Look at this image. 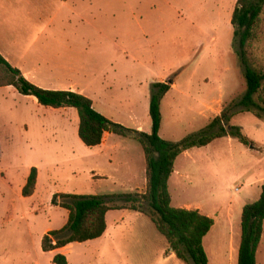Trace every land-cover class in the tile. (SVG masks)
Wrapping results in <instances>:
<instances>
[{
	"label": "rangeland",
	"instance_id": "374dc122",
	"mask_svg": "<svg viewBox=\"0 0 264 264\" xmlns=\"http://www.w3.org/2000/svg\"><path fill=\"white\" fill-rule=\"evenodd\" d=\"M235 2L106 0V9L115 3L120 7L104 16L91 13L93 29L76 17L69 26L66 40L74 44L75 73L62 81L85 87L95 110L106 118L127 126L134 118L148 131L152 85H175L161 101V135L173 142L198 136L222 113L239 111L231 112L230 106L246 92L232 49ZM262 15L252 55L255 67L264 70V11ZM98 24L99 32L94 29ZM262 117L236 113L231 118L228 126L240 128L247 146L225 135L182 153L175 162L180 175L169 180L172 207L198 210L214 221L203 240L208 264H237L242 208L255 202L264 186V113ZM77 130L75 110L42 107L12 87L0 88V264H52L54 254L41 250L43 232L67 222V212L51 200L32 204L19 198L17 187L28 166L39 168L45 193L141 194L130 193V172L123 178L119 162L106 166L95 157L96 148L80 142ZM102 173L108 178L93 177ZM111 216L121 219L113 239L73 244L58 254L67 264H183L167 259L168 244L145 215L115 210ZM256 263L264 264V225Z\"/></svg>",
	"mask_w": 264,
	"mask_h": 264
},
{
	"label": "trees",
	"instance_id": "16d2710c",
	"mask_svg": "<svg viewBox=\"0 0 264 264\" xmlns=\"http://www.w3.org/2000/svg\"><path fill=\"white\" fill-rule=\"evenodd\" d=\"M66 1V0H61ZM264 0H236L230 24L233 27L232 49L242 67L246 92L231 104L230 114L222 113L213 119L198 136L171 142L160 137L162 123L161 101L172 84L154 83L150 96L148 115L151 120L149 134L127 129L101 115L92 101L71 91L45 90L30 83L20 70L12 67L0 55V88L12 87L22 96L34 98L38 105L52 109H73L78 116L77 136L87 148L101 145L106 133L129 137L142 148L145 157L146 191L133 196L54 194L52 206L64 209L67 222L59 230H51L41 239L43 253H53L52 264H67V258L56 251L71 244H82L102 237L106 231L105 216L108 211H134L145 215L156 231L165 239L169 249L183 264H208L203 240L214 225L212 218L198 210L174 208L168 183L174 172V163L184 152L209 145L225 135L236 138L247 146L248 139L240 128L228 126L236 113H250L261 120L264 113V70L254 65L252 48L258 41ZM225 125V126H224ZM37 183V168L31 167L21 190L23 198L31 197ZM117 199L121 205H109L107 200ZM264 186L259 198L242 208L240 243L237 264H257L256 255L263 235ZM56 253V254H55Z\"/></svg>",
	"mask_w": 264,
	"mask_h": 264
},
{
	"label": "crops",
	"instance_id": "0c3cea01",
	"mask_svg": "<svg viewBox=\"0 0 264 264\" xmlns=\"http://www.w3.org/2000/svg\"><path fill=\"white\" fill-rule=\"evenodd\" d=\"M118 7L120 6L116 3L109 4L108 9H106V0H0V55L12 67L20 70L26 80L39 88L71 91L90 98L85 87L62 81L66 75L75 73L72 63L73 59H71L74 44L66 40L68 28L75 23L74 18L76 17L78 21L91 30L93 29L91 26L94 24V21L90 20L91 13H93L92 16L94 17L97 14L104 16L107 10L116 12ZM182 11L185 12V9L182 8ZM100 26L98 24V28L94 29L99 32ZM81 71L83 70H78L76 73L79 74ZM174 87L175 85H172L171 89ZM31 99L33 103L37 102L34 98ZM91 101L94 107V101ZM207 104L205 103L204 105L203 103L204 106H207ZM107 119L127 129L146 134L150 133L142 125L135 122L134 118V120H130L133 122L131 126L124 125L120 121ZM162 130L163 119L159 135L162 139L170 141L161 135ZM96 152L95 157L103 160L106 166H111L113 162H119V167L123 171L121 177H126L127 171L130 172V177L126 181L127 186L130 187V193L139 192L142 194L146 191L145 157L141 146L135 140L106 133L101 145L96 147ZM30 168L28 166L27 170L29 171ZM177 175L180 174L175 169L174 163V172L170 179ZM93 177L108 178L105 173ZM26 179L17 187L19 198ZM45 190L46 186L40 184V170L37 168L35 193L28 200H31L32 204H37L45 198L50 201L54 193L51 191L45 193ZM111 211H108L105 216L107 224L105 233L96 240H101L107 236L113 239L114 234L119 231L118 222L121 219H116L112 216L110 218ZM206 216L210 217L209 215ZM49 231L51 229H45L43 235ZM72 246L73 244L66 247ZM66 247L56 252H61ZM174 258L176 257L169 249L167 259L172 260Z\"/></svg>",
	"mask_w": 264,
	"mask_h": 264
}]
</instances>
